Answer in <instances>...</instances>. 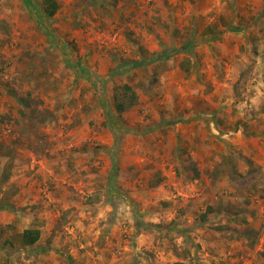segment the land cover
<instances>
[{
	"label": "rangeland",
	"instance_id": "rangeland-1",
	"mask_svg": "<svg viewBox=\"0 0 264 264\" xmlns=\"http://www.w3.org/2000/svg\"><path fill=\"white\" fill-rule=\"evenodd\" d=\"M41 1L0 0V264H264V0Z\"/></svg>",
	"mask_w": 264,
	"mask_h": 264
},
{
	"label": "trees",
	"instance_id": "trees-1",
	"mask_svg": "<svg viewBox=\"0 0 264 264\" xmlns=\"http://www.w3.org/2000/svg\"><path fill=\"white\" fill-rule=\"evenodd\" d=\"M33 4L35 7H37V9H39V7L37 6L38 3L36 4L34 2ZM39 6H40L41 10H43V12L50 17H53L54 15H56L58 10L60 9V4L57 0H42L41 3L39 4ZM191 46H192V43L188 42L187 44H185L184 49H188ZM169 56H170V54L164 53V54H160L156 59L149 60L148 62H146V61L133 62L131 65L134 68L141 67L143 65H149V64H151L150 62H153V61L157 62V61H163L165 59H169ZM122 66H123V64H122ZM181 67L185 72H187V73L190 72L191 71L190 60L186 59L181 64ZM88 77H91V75L88 74ZM137 102H138V94L132 85L126 83V84L115 86V88H114V105H115L117 112L123 113V112L127 111L128 109H130L131 107H133ZM190 170L193 173L192 176L200 177L201 173L195 164H192L190 166ZM6 171H8V169H6ZM7 174H9V173H7ZM3 205L4 204L0 205V210H3L5 208V207L4 208L2 207ZM215 211H216L215 208L208 207L207 212L202 215L203 220L207 219V215L209 213H213ZM244 231L247 232L246 233L247 236H250L251 234L254 233L253 230H249L247 227H245L241 230L242 234ZM41 233H42V231H41L40 227H29V228L24 229L20 233L21 244L24 246L35 245L40 240ZM171 264H187V263L185 261L180 260V261H175Z\"/></svg>",
	"mask_w": 264,
	"mask_h": 264
}]
</instances>
